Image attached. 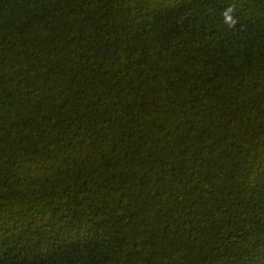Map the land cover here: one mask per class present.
<instances>
[{
    "label": "trees",
    "instance_id": "16d2710c",
    "mask_svg": "<svg viewBox=\"0 0 264 264\" xmlns=\"http://www.w3.org/2000/svg\"><path fill=\"white\" fill-rule=\"evenodd\" d=\"M0 264H264V0H0Z\"/></svg>",
    "mask_w": 264,
    "mask_h": 264
}]
</instances>
